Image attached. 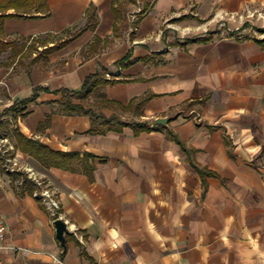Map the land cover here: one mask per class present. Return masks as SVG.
<instances>
[{
    "label": "crops",
    "instance_id": "0c3cea01",
    "mask_svg": "<svg viewBox=\"0 0 264 264\" xmlns=\"http://www.w3.org/2000/svg\"><path fill=\"white\" fill-rule=\"evenodd\" d=\"M19 15L2 24L10 44L0 52V264H264V0H45L33 18ZM244 23L260 32L221 30ZM101 68L106 80L125 81L106 87L108 99L151 97L142 116L122 114L166 126L90 134L89 117L53 113L55 91L79 90ZM38 86L48 91L36 103L16 119L3 115ZM12 129L90 154L91 168H46ZM25 168L58 201L64 246L24 185Z\"/></svg>",
    "mask_w": 264,
    "mask_h": 264
},
{
    "label": "trees",
    "instance_id": "16d2710c",
    "mask_svg": "<svg viewBox=\"0 0 264 264\" xmlns=\"http://www.w3.org/2000/svg\"><path fill=\"white\" fill-rule=\"evenodd\" d=\"M45 0H0V52L4 51L10 42L3 41L2 24L7 18H16L19 14H24V17L33 18L31 15L33 10H43ZM9 9H14V13L7 14ZM143 11L142 13H144ZM93 16H91L92 18ZM91 27V26H90ZM264 32V30H261ZM68 40L58 43L53 47L47 49L48 52L62 49ZM106 70L99 69L96 73L88 77L82 84L79 90L61 89L54 93L60 94V99L50 101L47 104L57 105V109L53 112L65 116H87L90 118L91 127L90 134H105L107 132H122L126 127H132L134 133L137 135L141 132L152 131L155 129H162L165 126L155 125L154 128H149L146 122L126 120L120 115L113 113L107 116L103 111L105 109H117L122 113L133 112L134 116L143 115V107L151 98L150 96L133 100L128 106L108 99L105 90L108 85H113L117 82H125L124 80H106ZM48 91L43 87H35L33 94L26 99L16 100L13 105L8 107L3 115H11L16 119L22 112L25 111V106L30 103H36L40 92ZM93 102L88 107L85 103ZM1 117V116H0ZM47 120H50L48 116ZM6 127L4 122H0V131ZM167 136L176 141L185 150V145L177 138V135L171 131H167ZM12 136L14 137L17 147L24 153L32 156L36 161L41 163L46 168H60L68 171H75L79 169V164L87 165L92 155L87 153L77 152H60L49 148L38 140L26 138L17 129H12ZM91 168L90 165H87ZM205 173L201 172L202 177ZM20 178V177H18ZM24 185L33 192L37 189L35 183L24 178Z\"/></svg>",
    "mask_w": 264,
    "mask_h": 264
},
{
    "label": "built area",
    "instance_id": "2783aa9c",
    "mask_svg": "<svg viewBox=\"0 0 264 264\" xmlns=\"http://www.w3.org/2000/svg\"><path fill=\"white\" fill-rule=\"evenodd\" d=\"M3 144H7L8 140L6 139V135H3V138L0 141ZM8 162L11 163L10 160ZM28 172L29 179H31L37 186L36 191L34 192V197L38 199L50 212L53 218H58L60 216V205L58 201L55 199L53 193L50 188L45 184L44 181L40 180L37 176H34V173L25 168ZM57 220V219H56ZM6 237V220L3 213L0 210V251L5 248L4 242Z\"/></svg>",
    "mask_w": 264,
    "mask_h": 264
},
{
    "label": "rangeland",
    "instance_id": "374dc122",
    "mask_svg": "<svg viewBox=\"0 0 264 264\" xmlns=\"http://www.w3.org/2000/svg\"><path fill=\"white\" fill-rule=\"evenodd\" d=\"M234 23V22H233ZM240 27H241V30H237V31H234V27L232 26V24H230V27H226L225 28V26L224 27H222L221 28V30H224V32L227 34V33H237V32H239V33H242V34H247V33H250V34H253V35H255V33L257 34V33H259L260 32V29L261 28H259L258 26H253V27H251V26H249V24H247V23H244V24H241L240 25ZM251 27V28H250ZM225 28V29H224ZM244 28H247V30L246 31H243V29ZM218 29V28H217ZM259 31V32H258ZM93 102H88V103H85V106H89V105H91ZM1 104V103H0ZM107 110L109 111V110H112L113 112H115L116 114H118V115H121L122 113L120 112V111H118L117 109H112V108H110V109H108L107 108ZM122 116L127 120H129V119H131L130 117V115L129 116H127V115H125V114H122ZM132 120V119H131ZM0 147H3V143H1L0 142ZM1 149V148H0ZM0 155H1V152H0ZM3 157H5V155L3 156ZM1 158H2V156H1ZM1 160L2 159H0V164L1 165H3L2 164V162H1ZM10 168H15L13 165H11L10 167L9 166H6V169H10ZM34 176H37V174H35L34 173ZM29 177V176H28ZM38 177V176H37ZM39 178V177H38Z\"/></svg>",
    "mask_w": 264,
    "mask_h": 264
},
{
    "label": "water",
    "instance_id": "95a60500",
    "mask_svg": "<svg viewBox=\"0 0 264 264\" xmlns=\"http://www.w3.org/2000/svg\"><path fill=\"white\" fill-rule=\"evenodd\" d=\"M169 122L167 118H158L154 121V125L166 126ZM56 237L60 241L61 245H65V235L67 234V227L63 220L57 219L55 221Z\"/></svg>",
    "mask_w": 264,
    "mask_h": 264
}]
</instances>
